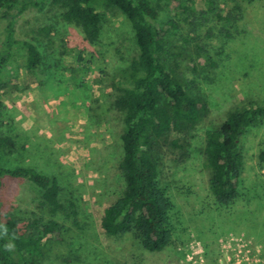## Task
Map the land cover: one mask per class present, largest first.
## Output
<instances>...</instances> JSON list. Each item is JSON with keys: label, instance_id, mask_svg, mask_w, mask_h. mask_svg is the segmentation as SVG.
<instances>
[{"label": "rangeland", "instance_id": "obj_1", "mask_svg": "<svg viewBox=\"0 0 264 264\" xmlns=\"http://www.w3.org/2000/svg\"><path fill=\"white\" fill-rule=\"evenodd\" d=\"M152 1L160 5L159 24L176 26L166 38L169 64L210 110L194 130L171 134L159 147L158 180L172 205V237L158 253L144 251L132 236L110 238L101 227L105 209L124 191L119 169L124 113L114 102L137 55L128 22L116 9H103L105 21L94 45L83 41L56 6L28 11L17 22L16 38L37 44L43 65L37 73L29 71L21 52L4 79L0 136H9L13 146L0 156L6 165L56 178L64 209L52 214L40 191L20 179H4L0 200L2 215L17 220L23 234L34 232L35 221L60 223L62 240H46L38 264H216L221 259L264 264V121L242 140L234 205L215 200L204 155L208 130L237 109L264 106V0ZM47 26L49 36L42 32Z\"/></svg>", "mask_w": 264, "mask_h": 264}, {"label": "trees", "instance_id": "obj_2", "mask_svg": "<svg viewBox=\"0 0 264 264\" xmlns=\"http://www.w3.org/2000/svg\"><path fill=\"white\" fill-rule=\"evenodd\" d=\"M49 6L63 9L64 21L90 45L99 40L105 21L103 9H116L130 26L137 55L125 70L127 85L114 102V107L124 113L119 164L124 191L105 209L101 227L110 238L132 236L144 251L161 252L172 237V205L159 186V147L171 134L191 132L210 114L207 102L190 92L181 74L168 62L171 54L166 38L170 28L176 26L172 22L159 24L160 5L152 0H0V90L6 87L4 79L21 52L27 54L26 68L40 71L43 55L38 45L17 39L16 27L24 13H41ZM51 31V26L42 29L46 36ZM263 121L264 106L255 105L235 110L206 133L204 155L211 170L210 191L223 207L234 205L239 197L242 140L250 128ZM171 145L177 147L178 141ZM12 146L9 136H0V153ZM261 159L264 161V153ZM6 178L26 180L35 186L52 214L64 209L56 178L36 168L6 165L0 156V191ZM75 216L72 212L70 217ZM31 226L33 233H21L17 220L2 215L0 200L2 264H38L46 240H62L61 226L55 219L44 224L35 221Z\"/></svg>", "mask_w": 264, "mask_h": 264}, {"label": "built area", "instance_id": "obj_3", "mask_svg": "<svg viewBox=\"0 0 264 264\" xmlns=\"http://www.w3.org/2000/svg\"><path fill=\"white\" fill-rule=\"evenodd\" d=\"M229 262L227 264H252L250 259H228ZM231 261V262H230Z\"/></svg>", "mask_w": 264, "mask_h": 264}, {"label": "flooded vegetation", "instance_id": "obj_4", "mask_svg": "<svg viewBox=\"0 0 264 264\" xmlns=\"http://www.w3.org/2000/svg\"><path fill=\"white\" fill-rule=\"evenodd\" d=\"M201 262L199 261L198 264H202ZM228 262H229V260H223V259H221V260H218L216 264H227Z\"/></svg>", "mask_w": 264, "mask_h": 264}]
</instances>
